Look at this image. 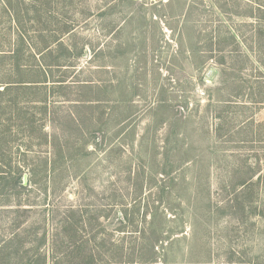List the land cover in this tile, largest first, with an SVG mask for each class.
Masks as SVG:
<instances>
[{
    "label": "rangeland",
    "instance_id": "rangeland-1",
    "mask_svg": "<svg viewBox=\"0 0 264 264\" xmlns=\"http://www.w3.org/2000/svg\"><path fill=\"white\" fill-rule=\"evenodd\" d=\"M260 25L264 0H0V49L28 41L0 60L14 264H264Z\"/></svg>",
    "mask_w": 264,
    "mask_h": 264
},
{
    "label": "trees",
    "instance_id": "trees-1",
    "mask_svg": "<svg viewBox=\"0 0 264 264\" xmlns=\"http://www.w3.org/2000/svg\"><path fill=\"white\" fill-rule=\"evenodd\" d=\"M7 3L5 2V5ZM10 15H12L10 13ZM264 27L262 25H260L257 28V41H258V49L259 51L263 50V42L262 41V33L264 32ZM68 30V29H66ZM19 38L17 39V42H19L17 44V46H15L10 53H5L2 51V49H0V60H4L7 57L11 58V62H12V66H16L18 64L19 66V59L18 56L20 55L21 49L19 47V45L22 44V49H24V46L28 45V41L25 38V35H19ZM48 45H45V47L42 49L40 48L39 51L42 52V56L44 54V51H46ZM263 64V63H261ZM7 84V83H6ZM10 86H13L11 84H7L5 85V87L0 90V94H5L7 91H9ZM7 89V90H6ZM44 101V99H43ZM20 173V172H19ZM2 178L5 180L6 177L2 176ZM1 178V179H2ZM5 185V183H4ZM13 187H25L23 185V180H22V175H17L16 179H14V182L12 183ZM21 202V201H20ZM17 208L15 209V212L18 213H25L29 210V207H21L22 205L19 203L17 204ZM22 219V218H21ZM15 223L14 225H19L20 224V219L18 218V216L14 219ZM17 227V226H15ZM65 227V225H64ZM25 231V230H24ZM32 235H35V233H32ZM30 236V235H29ZM46 233L45 235L42 234L40 237H36L37 238V243L35 245H33L32 247V251H35V254H37L36 252H39V247L40 245L46 240ZM26 236L24 232H19V231H14L13 234L9 235L8 237H0V264H14L17 262H21L25 259V254H27V252L23 251L22 248L24 246V244L26 243ZM74 238V237H73ZM91 240V239H89ZM87 242V239H86ZM116 244V243H115ZM34 256V255H33ZM29 259V262L34 263V264H42L44 263V256L40 253L37 257H34ZM28 260V259H27ZM34 261V262H33ZM123 262H126L123 258V256H112V257H108V258H103L101 257V255L99 254L98 257H95L93 254L83 260V259H79L78 262H75L74 264H122Z\"/></svg>",
    "mask_w": 264,
    "mask_h": 264
},
{
    "label": "water",
    "instance_id": "water-1",
    "mask_svg": "<svg viewBox=\"0 0 264 264\" xmlns=\"http://www.w3.org/2000/svg\"><path fill=\"white\" fill-rule=\"evenodd\" d=\"M27 182V179H26V176L24 177V183H26Z\"/></svg>",
    "mask_w": 264,
    "mask_h": 264
}]
</instances>
